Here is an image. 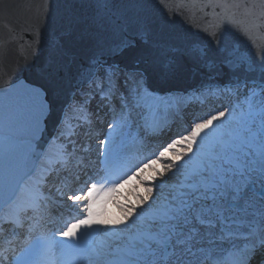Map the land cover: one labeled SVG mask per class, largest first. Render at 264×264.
I'll use <instances>...</instances> for the list:
<instances>
[{
    "label": "snow or ice",
    "instance_id": "obj_1",
    "mask_svg": "<svg viewBox=\"0 0 264 264\" xmlns=\"http://www.w3.org/2000/svg\"><path fill=\"white\" fill-rule=\"evenodd\" d=\"M214 2L229 6L228 0ZM259 3L264 8V0ZM66 4L49 54L36 68L42 82L40 89L26 91L33 98L43 92V98L52 101L48 108L54 109L57 98L73 78L77 45L87 44L89 87L74 99L88 113L84 123H91L99 115L91 109L95 100L100 113H111L105 138L96 145V164L100 167L97 176L89 177V181L112 180L113 171L126 159L129 138L162 131L159 105L164 100L155 93L163 89L154 86V80L168 82L204 73L210 78L207 89L212 91L213 73L226 69L234 78L221 81L216 89L222 86L235 103L230 100L227 106L221 105L223 110L208 112L207 118L189 125L188 135L172 141L169 149L186 141L184 151L174 153L172 163L159 173L155 187H148L137 203L120 206V219H106L103 208L105 200L117 194L119 185L115 183L105 190L95 182H85L84 188L77 190L83 192L86 188L83 198L56 189L58 196L73 205L83 203L86 216L58 230V236L65 239H57V233L33 238L26 241L19 257H8L0 251V264L5 260L9 264H44L40 256L45 246L70 254V264H224L218 250L226 246L232 264H264V47L259 50L257 79V61L239 54L235 46L239 40L236 32L247 36L249 30L233 17L223 19L235 31L222 23L208 33L205 41L193 43L170 27L172 21L157 20L144 11L126 20L118 28L119 35L109 39L106 32L116 29L103 17L88 16L76 7V0H66ZM100 6L97 0V11ZM103 7L107 9V0ZM231 7L248 5L245 0H233ZM4 48L0 45V50ZM205 87L202 84L197 91L203 94ZM12 90L11 83L8 88H0L5 94ZM45 110L43 102L36 106L33 138ZM77 127L84 131V124L78 123ZM79 134L74 131L67 138L66 149L77 151L78 141L73 136ZM31 147L29 144L20 149L14 136L5 137L0 155V197L5 204L13 202L23 178L34 172H23L28 167ZM90 149L91 145L85 144L79 151L87 154ZM167 151H161L157 159ZM64 176L69 177V170L64 171ZM50 177L51 173L44 177L43 184L37 179L32 202L15 203L14 219L0 215V231L11 227L15 233L28 224L31 234L46 220L55 223L48 215L52 189L46 185ZM93 224L112 227L104 229L106 238L98 243H82ZM82 228L84 231H78Z\"/></svg>",
    "mask_w": 264,
    "mask_h": 264
},
{
    "label": "water",
    "instance_id": "obj_2",
    "mask_svg": "<svg viewBox=\"0 0 264 264\" xmlns=\"http://www.w3.org/2000/svg\"><path fill=\"white\" fill-rule=\"evenodd\" d=\"M100 2L98 11L97 0H76V7L90 17H103L112 25L116 31L109 29L106 32L109 39L119 35L118 28L126 20H133L144 11L157 20L172 21L170 27L193 43L205 41L208 33L216 31L222 23L225 28L235 31L233 25L223 19L233 17L249 30L247 36L236 32L239 40L235 46L239 54L257 61L254 75L259 77V50L264 47V8L259 0H245L248 7L240 9L231 7L233 0H228V7L218 6L214 0H107V9L103 7L104 0ZM67 7L66 0H0V45L5 46L0 50V88H8L10 83L13 88L7 94L0 92V155L9 134L16 138L20 149L31 144L32 154L23 172L33 169L73 94L87 82L89 49L87 44H81L76 47L77 60L72 66L71 83L57 98L54 109L48 108L52 101L45 100L43 92L39 98H33L26 91L27 88L40 89L42 82L36 68L48 56L58 22ZM78 72L84 75H77ZM213 78L212 84H220L234 77L225 69L213 73ZM209 82V76L204 73L189 74L168 82L153 81L158 89L177 91L200 88ZM41 102L46 110L33 138L34 113ZM37 142L39 147H36ZM4 205L0 197V209Z\"/></svg>",
    "mask_w": 264,
    "mask_h": 264
},
{
    "label": "bare ground",
    "instance_id": "obj_3",
    "mask_svg": "<svg viewBox=\"0 0 264 264\" xmlns=\"http://www.w3.org/2000/svg\"><path fill=\"white\" fill-rule=\"evenodd\" d=\"M216 85L219 84H213L212 91L203 90V94L200 91H197L199 88L182 91L190 92L187 97L191 96L192 100H199V104L195 109L191 108V105L186 104L187 101L176 99L178 97L177 90H165L166 96H164L165 94L161 95L155 93V95L162 97L164 100V103L159 105L162 110L160 115V128L163 131L160 139L162 140L156 144V146L163 145L162 148H160L157 152L168 149V151L165 152V156L161 159H157L159 154H156V147H154L155 143L152 139H147L148 136L134 138V142L137 141L138 143L140 140H142L143 144L142 150H139L138 153H135V145H131L132 142L129 138L127 144L131 146V148L128 149L124 162H122V164L113 171L112 180L105 181L93 179L89 181V177H95L96 171H94V169H99V165L97 164L98 166H96L90 160L89 152L84 154L79 151L81 148L80 142L83 140L82 145H85L95 141L93 149H96V145L102 137L98 135L100 133L102 134L100 131L103 130L106 123L110 121L111 113H100V110L97 108L98 100L93 101L91 104V109L93 112L99 113V115L96 119L92 120L89 125L84 124V131H80V129L77 127V124H83V121L87 120L88 118V113L84 112L83 109L78 106V100L74 99V97H78L82 89H87L89 87V82L87 81L82 86V88L73 94L69 104L63 112V115L55 125L44 148L37 158V161L32 169L34 170L33 174L31 176H26L22 180L20 190L14 197L15 200H13V202L8 205L9 208L7 210L3 209V211L0 212V215L8 219V216H11L12 213H15L14 205L17 201L20 203L25 201L28 203L32 202L35 196V185L37 179L39 178L40 182L43 184L44 177L49 176V173H51V177L49 178L46 187H53L54 196L48 205V208L52 209L48 211V215L51 216V220L55 221V223L47 220L42 222L41 226L35 229H43L44 234L40 235L41 237L51 236L53 233H57V239H65L58 236V230L64 228V224L66 223H74L77 219H83L81 213L85 214L86 216L83 203H80L78 207L73 205L71 201L64 200L58 196L56 194V189H59L68 196L75 194L80 195L83 198L86 193V189H84L83 192L77 190L84 188V186H81V184H84L87 182V180L89 184L95 182L97 183L98 187H103L105 190L111 187L113 183L119 185L117 194L113 195L111 198H107L103 204V208L106 219H108V217L109 220L120 219L123 215L120 206L137 203L139 196L145 194V191L148 187H155V184L160 178L159 173L166 171V166L172 163L171 157L174 155V153L184 151L187 143L186 141L181 140V143L172 145V148L169 149L168 146L172 143V141L180 139L181 136L188 135V132L190 131L189 125L199 122L200 118L207 117L208 112L215 114L214 109L218 108L219 110H223L221 105H228L230 100L232 102L234 97H231L227 91L223 89V87L215 91ZM205 86L207 87V85ZM213 92L215 94H213ZM167 93H170L171 95H168ZM78 110H80V112L84 115H80ZM169 111L175 113L174 115L176 117L171 114L167 115V119H164L165 115L168 114ZM74 131L80 133L78 136H73V140L78 141V143H76L77 151L75 152H73L71 148L66 149L68 144L67 138L72 136ZM95 136L98 137H96L95 140L88 142ZM149 136L151 138H155V133L150 134ZM150 141H152V143H150ZM70 156L71 160L69 159ZM65 170H69L68 178H65L64 176ZM133 173H136V175H133ZM76 177H79V179H76ZM69 188H72L73 191H69ZM56 196L59 198V200H61L60 202L57 201L56 203L54 201ZM68 207H75L77 209V213L70 212ZM99 207L100 205L98 208ZM12 218L14 217L12 216ZM107 227L112 226L99 224L92 226V228L89 229L92 230V233L87 232L84 237L86 240L85 242L94 244L105 239L106 234L104 229ZM18 230L19 232H29L28 224H25L23 228ZM10 238L12 241L16 240V237H14L13 234ZM227 247L228 246L225 248ZM0 251H3L5 256H8L9 250L5 241L0 242ZM69 257H71L70 254L66 252L62 254L61 249L55 246H45L41 249L40 259H43L42 261L44 264H65L69 262L66 261V259ZM4 262L6 263L7 260Z\"/></svg>",
    "mask_w": 264,
    "mask_h": 264
},
{
    "label": "rangeland",
    "instance_id": "obj_4",
    "mask_svg": "<svg viewBox=\"0 0 264 264\" xmlns=\"http://www.w3.org/2000/svg\"><path fill=\"white\" fill-rule=\"evenodd\" d=\"M232 102L235 103V99L234 98H233ZM78 112H79L80 115H84L83 113L80 112V110H78Z\"/></svg>",
    "mask_w": 264,
    "mask_h": 264
}]
</instances>
